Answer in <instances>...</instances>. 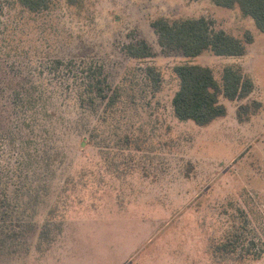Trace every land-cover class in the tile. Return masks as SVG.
<instances>
[{
	"label": "rangeland",
	"instance_id": "rangeland-1",
	"mask_svg": "<svg viewBox=\"0 0 264 264\" xmlns=\"http://www.w3.org/2000/svg\"><path fill=\"white\" fill-rule=\"evenodd\" d=\"M205 17L242 57L165 51L152 22ZM146 41L147 58L128 46ZM104 67L89 111L54 61ZM241 67L255 89L207 127L181 122L174 68ZM152 68V71L150 70ZM260 102L240 123V105ZM234 244L233 251L221 246ZM0 264H264V33L214 0H0Z\"/></svg>",
	"mask_w": 264,
	"mask_h": 264
},
{
	"label": "trees",
	"instance_id": "trees-1",
	"mask_svg": "<svg viewBox=\"0 0 264 264\" xmlns=\"http://www.w3.org/2000/svg\"><path fill=\"white\" fill-rule=\"evenodd\" d=\"M31 12H42L50 7L52 0H17ZM76 5L79 0H67ZM226 8L239 7L243 15L251 17L256 27L264 33V0H214ZM152 27L159 38L160 46L168 52L178 51L186 57H198L206 52L216 56L242 57L247 54L248 45L254 37L248 32L242 40L224 30H216L205 17L184 20L158 18ZM132 57L147 58L152 50L146 41L128 46ZM53 70L71 79L73 91L79 106L92 111L101 104L116 105L120 93L114 90L108 80L104 67L93 62L78 63L76 60H55ZM152 71V68H150ZM180 80L172 106L174 115L181 122L192 121L198 126L207 127L228 115V107L221 102L224 97L230 101L249 97L254 89L253 80L238 66H226L219 81L210 67L198 64H182L174 68ZM261 109L260 102L243 104L237 109L240 123L248 122ZM235 244V243H234ZM226 242L221 246L225 251H233L235 246ZM236 245V244H235Z\"/></svg>",
	"mask_w": 264,
	"mask_h": 264
},
{
	"label": "crops",
	"instance_id": "crops-1",
	"mask_svg": "<svg viewBox=\"0 0 264 264\" xmlns=\"http://www.w3.org/2000/svg\"><path fill=\"white\" fill-rule=\"evenodd\" d=\"M229 101H230V100H229ZM252 117H253V116H252ZM252 117H251V119H252ZM251 119H250V120H251Z\"/></svg>",
	"mask_w": 264,
	"mask_h": 264
}]
</instances>
